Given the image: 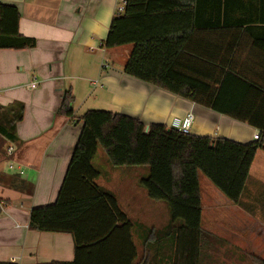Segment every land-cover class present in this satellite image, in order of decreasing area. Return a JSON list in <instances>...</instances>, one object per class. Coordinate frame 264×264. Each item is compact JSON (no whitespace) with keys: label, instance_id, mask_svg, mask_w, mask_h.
<instances>
[{"label":"trees","instance_id":"obj_1","mask_svg":"<svg viewBox=\"0 0 264 264\" xmlns=\"http://www.w3.org/2000/svg\"><path fill=\"white\" fill-rule=\"evenodd\" d=\"M124 1V12L116 11L103 42L106 49L133 46L124 73L248 124L260 132L259 139L244 144L184 134L163 124L147 127L108 111L90 110L76 118L75 98L68 91L58 114L83 122V129L58 199L32 210L29 229L74 238V262L42 264H113L108 255L115 250L111 243L117 234L131 238L133 225L116 197L97 184L101 172L94 161L102 151L114 168L147 169L140 185L170 214L163 230L150 233L171 244L172 264H205L209 253L215 264L218 247L227 243L203 227L200 176L238 205L254 159L264 150V80L248 79L234 61H228L232 55L235 59L234 48H240L245 36L264 52V34L253 32L256 25H264V0ZM19 21L15 6L0 3V50L35 47L34 39L19 33ZM229 29L239 33L226 47ZM23 117V104L0 106V135L15 140ZM131 250L124 264L135 263L132 244ZM252 262L264 264L256 258ZM136 264H147V257Z\"/></svg>","mask_w":264,"mask_h":264},{"label":"crops","instance_id":"obj_2","mask_svg":"<svg viewBox=\"0 0 264 264\" xmlns=\"http://www.w3.org/2000/svg\"><path fill=\"white\" fill-rule=\"evenodd\" d=\"M0 3L18 9L19 33L36 41L33 48L0 50V106L13 103L24 106L23 120L16 128L17 138L9 140L0 135V262L75 261L72 235L29 229L32 210L52 205L58 199L83 129V122L76 123L58 114L68 91L75 98L76 118L99 110L138 119L147 127L151 124L173 127L193 112L191 134L244 144L256 141L258 130L248 124L124 73L133 46L103 47L120 0H0ZM255 29L257 36L264 34V25L258 24ZM236 33H239L236 29L227 31L226 47ZM234 52L235 59L232 55L228 61H234L245 77L264 80V52L248 36ZM34 78L39 86L30 91L27 86ZM100 153L103 152L94 161L101 172L97 184L116 197L119 208L133 225L131 238L117 234L111 243L116 250L108 252L112 263H127L132 256V244L136 248L134 264L144 257L147 264H165L164 256L168 252L171 255V244L163 236L155 239L150 231L155 230L156 224L168 225L170 214L165 204L149 199L140 185L147 169L114 168L106 155ZM214 188L208 186L204 193L201 185L203 227L227 243L218 247L217 255L223 253L227 259H218L215 264H252L255 258L264 260V150L254 159L238 205ZM155 209H161V214L156 215ZM210 256L212 253L207 261L214 264Z\"/></svg>","mask_w":264,"mask_h":264},{"label":"built area","instance_id":"obj_3","mask_svg":"<svg viewBox=\"0 0 264 264\" xmlns=\"http://www.w3.org/2000/svg\"><path fill=\"white\" fill-rule=\"evenodd\" d=\"M124 4H125V1L121 0V4L117 8L118 13L124 12ZM38 86H39V82L37 78H34V80L27 86V89L30 91H33V90H36ZM194 122H195V114L193 112H190L183 120L175 122L173 127L178 129L184 134H190L192 131ZM259 136H260V132L258 131L254 136L255 140H258ZM12 151L13 149L9 150L10 153H12ZM10 168H13V166H11Z\"/></svg>","mask_w":264,"mask_h":264},{"label":"rangeland","instance_id":"obj_4","mask_svg":"<svg viewBox=\"0 0 264 264\" xmlns=\"http://www.w3.org/2000/svg\"><path fill=\"white\" fill-rule=\"evenodd\" d=\"M121 60H122V58H121ZM101 152V151H100ZM103 155V153H100V156H102ZM201 185H202V191L204 192V193H206V188L208 187V186H210V188H214L213 187V185L210 183V181L207 179V178H205L204 176H202L201 175ZM206 185H208V186H206ZM212 186V187H211ZM143 190V189H142ZM214 190H215V188H214ZM155 214L157 215V213H159V214H161V209H159L158 211L155 209ZM167 225H159V224H156V225H154L153 226V228H155V231H159V230H163L165 227H166ZM170 254V252H168V254H166L167 256H164L163 258H164V263L165 264H172V260H171V258H172V250H171V255H169ZM223 254V253H222ZM222 254H220L219 256H218V259H222V260H226L227 258H225V256H223ZM164 255V254H163ZM206 262V261H205ZM253 263V262H252ZM206 264H212V262L211 261H207V263Z\"/></svg>","mask_w":264,"mask_h":264}]
</instances>
